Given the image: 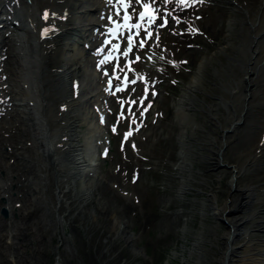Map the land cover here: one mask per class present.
<instances>
[{"label":"rangeland","instance_id":"1","mask_svg":"<svg viewBox=\"0 0 264 264\" xmlns=\"http://www.w3.org/2000/svg\"><path fill=\"white\" fill-rule=\"evenodd\" d=\"M7 1L15 3L14 15L19 7L48 6V0ZM259 1L129 0L118 9L129 10L133 20L142 6L149 10L135 32L128 29L118 38L116 31L106 34L103 25L98 31L90 26L92 38L80 45L77 75L90 70L96 76L83 95L104 92L98 102L105 115L96 123L105 131L99 146L104 142L108 151L95 171L76 178L57 170L33 111L20 105L2 46L9 37L22 44V37L13 19L0 24V264H216L225 224L210 215L205 200L213 187L220 190V202L234 192L227 185L232 170L215 168L207 156L224 139L223 159L232 164L243 165L259 141L264 148L263 129L255 124L258 109L232 132L220 130L231 116L230 105L238 111L239 97L232 92L244 76L242 60L254 31L249 22ZM262 8L256 16L264 25V3ZM99 15L80 19L87 23ZM131 35L127 57L116 51L115 57L108 54L107 67L92 62L93 49L111 38L124 47ZM192 80V101L183 106L180 100ZM58 96L50 97L51 105ZM60 122L45 121L50 128ZM259 154L238 182L264 189V150ZM254 206L256 201L246 212ZM196 241L204 255L194 249Z\"/></svg>","mask_w":264,"mask_h":264},{"label":"bare ground","instance_id":"2","mask_svg":"<svg viewBox=\"0 0 264 264\" xmlns=\"http://www.w3.org/2000/svg\"><path fill=\"white\" fill-rule=\"evenodd\" d=\"M47 2L48 6L43 10L31 7L22 10L19 7L17 14L14 15L11 8L15 3L0 0V24L8 23L13 19L14 21L10 23L17 27L22 37V44H18L17 40L11 37L4 39L2 49H5L3 55L14 76L15 90H19L21 95L20 105L33 111L32 118L37 121V129L50 160L57 170L76 178L95 171L101 155L108 151L104 142L99 146L105 131L103 126L96 123L98 115H105L102 113L104 109H101L98 102L104 92L92 90L89 94H82L83 91L87 92L89 83L95 82L96 76L90 70L84 77L77 75V66H79L77 59L83 54L80 45L83 44L82 41H91L92 37L88 34L90 26L98 31L103 25L106 34L116 31L118 38L128 29L135 32L141 14H147L149 10L142 6L143 12L139 11L138 20H133L129 10L118 9L122 4L128 6L129 0H48ZM263 3L264 0L259 1L255 17L249 22L254 28L248 44L250 53L242 60L244 76L238 79L236 87L233 86L238 91L232 92L234 96L239 97L238 111L230 105L231 116L227 124L220 127L224 134L228 131L232 132V129L237 127L235 124L242 121L252 109L260 111V118H256L255 124L263 129L262 134H264V43H258L264 36V25L257 24L256 16L263 9ZM95 11L100 12L95 19L91 18L87 23L81 21V16ZM104 15L108 17V23L105 22L107 25L104 23ZM95 37L99 38V36ZM131 38L132 35L125 39L124 47L120 39L111 38L108 45L104 44L96 50L93 49L92 54L97 59H93L92 62L107 67L106 64L110 63V60H107L108 54L112 53L115 57L116 51H119V57H127V46ZM106 39L109 37L106 36L104 41ZM30 47H33L32 54ZM106 48L109 50L103 52ZM201 69L200 66L197 76ZM195 84L196 81L192 80L185 87L180 100L183 106L190 105ZM57 90L62 97L53 106L50 97L58 96ZM255 91L257 98L254 97ZM93 99H96L97 105H93L94 110L92 108L88 110L86 106ZM186 109L183 108L184 116H187ZM21 117L25 118L24 114H21ZM56 118H61L59 125L50 128L45 123V121L53 122ZM227 141L224 139L207 156L215 168L229 167L232 170V179L227 187L234 192L226 201L220 202L218 200L220 190L213 187L205 200L210 215L221 218L225 224V230L219 237L220 246L213 259L216 264H264V189L256 188L251 183L238 182L239 173L247 166L253 165L264 148L259 141L254 148L255 152L245 156L243 165H237L223 159V149ZM99 147L103 149L101 153ZM64 154L63 161L61 155ZM224 174L225 172L220 177L222 178ZM88 192L89 189L86 190V194ZM255 201L258 207L254 206L253 212L247 213L246 211ZM249 231H259L261 235H248ZM193 245L194 249H198L200 254L204 255V250L199 248L198 241ZM240 248H244L245 251H237Z\"/></svg>","mask_w":264,"mask_h":264},{"label":"water","instance_id":"3","mask_svg":"<svg viewBox=\"0 0 264 264\" xmlns=\"http://www.w3.org/2000/svg\"><path fill=\"white\" fill-rule=\"evenodd\" d=\"M2 213L5 215V216H8V211H7V209H3V211H2Z\"/></svg>","mask_w":264,"mask_h":264},{"label":"snow or ice","instance_id":"4","mask_svg":"<svg viewBox=\"0 0 264 264\" xmlns=\"http://www.w3.org/2000/svg\"><path fill=\"white\" fill-rule=\"evenodd\" d=\"M181 2H183V0H181ZM144 15H145V13H142V14H141V18H143Z\"/></svg>","mask_w":264,"mask_h":264}]
</instances>
